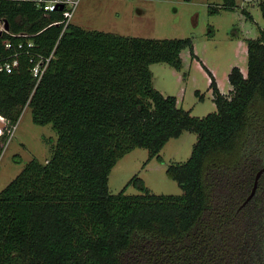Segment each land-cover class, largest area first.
<instances>
[{
	"label": "trees",
	"instance_id": "1",
	"mask_svg": "<svg viewBox=\"0 0 264 264\" xmlns=\"http://www.w3.org/2000/svg\"><path fill=\"white\" fill-rule=\"evenodd\" d=\"M0 18V64L18 61L0 70V156L25 107L58 137L50 158L31 159L0 192V264H264V172L247 201L264 167V29L247 39L248 72L232 68L230 93L205 67L216 110L200 117L156 89L149 67L181 69L191 38L64 30L62 10L29 1L2 0ZM40 56L51 58L39 80ZM185 130L197 133L192 154L167 168L182 194L139 176L110 191L119 159L138 147L161 159Z\"/></svg>",
	"mask_w": 264,
	"mask_h": 264
},
{
	"label": "rangeland",
	"instance_id": "2",
	"mask_svg": "<svg viewBox=\"0 0 264 264\" xmlns=\"http://www.w3.org/2000/svg\"><path fill=\"white\" fill-rule=\"evenodd\" d=\"M260 2L234 0V7L226 8V0H80L72 23L88 30L130 36L191 38L193 46L181 52V69L166 62L149 67L156 89L166 96H176L179 106L203 117L216 110L211 76L205 67L215 76L220 90L230 93L232 68L238 66L245 74L248 72L247 39L258 38L264 29ZM57 138L52 124L36 123L32 109L25 107L1 152L0 192L31 159L44 162L50 158ZM197 139V133L185 130L167 142L160 152L161 159H150L147 148H135L113 167L110 191L119 193L134 176H139L157 194H182V187L168 175L167 168L186 161ZM139 192L135 184L127 188V193Z\"/></svg>",
	"mask_w": 264,
	"mask_h": 264
},
{
	"label": "built area",
	"instance_id": "3",
	"mask_svg": "<svg viewBox=\"0 0 264 264\" xmlns=\"http://www.w3.org/2000/svg\"><path fill=\"white\" fill-rule=\"evenodd\" d=\"M2 0H0L1 3ZM16 1H29L32 2L38 9L42 10L44 13L48 14L55 10H62L63 19L60 21L54 22V24H64V30L67 26L72 23L75 11L79 5L80 0H16ZM63 5L61 9L60 6ZM6 21L0 18V34L3 31H8L6 29ZM7 46H11V43H7ZM51 57L40 56L38 61H35L33 65L34 75L37 76L40 80L44 71L46 70L48 63ZM34 60V59H32ZM18 61L15 59L13 61H6L0 64V70H5L11 72L13 68L17 65ZM4 118L0 117V133L3 132V126L1 123L5 124L3 121ZM1 158V156H0Z\"/></svg>",
	"mask_w": 264,
	"mask_h": 264
},
{
	"label": "water",
	"instance_id": "4",
	"mask_svg": "<svg viewBox=\"0 0 264 264\" xmlns=\"http://www.w3.org/2000/svg\"><path fill=\"white\" fill-rule=\"evenodd\" d=\"M60 8L62 9V8H63V5H61ZM6 29H8V24H7V23H6ZM1 125L3 126L4 124L1 123ZM263 172H264V167H263L262 169H260L259 172L257 173L256 181H255V186H254V188H253L251 194H250L249 197L247 198V201H249V200L253 197V195L255 194L256 189H257V186H258L259 178L261 177V175L263 174ZM247 201H246V202H247Z\"/></svg>",
	"mask_w": 264,
	"mask_h": 264
}]
</instances>
